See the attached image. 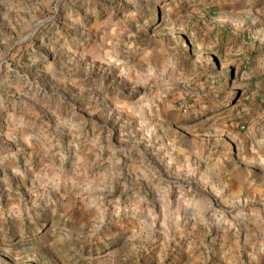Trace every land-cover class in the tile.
Instances as JSON below:
<instances>
[{"label":"rangeland","instance_id":"obj_1","mask_svg":"<svg viewBox=\"0 0 264 264\" xmlns=\"http://www.w3.org/2000/svg\"><path fill=\"white\" fill-rule=\"evenodd\" d=\"M0 264H264V0H0Z\"/></svg>","mask_w":264,"mask_h":264},{"label":"water","instance_id":"obj_2","mask_svg":"<svg viewBox=\"0 0 264 264\" xmlns=\"http://www.w3.org/2000/svg\"><path fill=\"white\" fill-rule=\"evenodd\" d=\"M55 17V15H52V16H50V17H48V18H46V19H44V20H41V21H39L37 24H35V26L33 27V29L31 30V32L25 37V38H23V39H21L20 41H18L16 44H18V43H21L22 41H24L25 39H27L28 37H30V36H32L33 34H34V32L45 22V21H47V20H50V19H52V18H54ZM16 44L14 45V47L16 46Z\"/></svg>","mask_w":264,"mask_h":264}]
</instances>
